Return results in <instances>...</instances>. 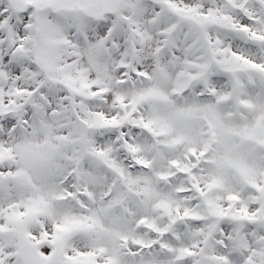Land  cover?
I'll list each match as a JSON object with an SVG mask.
<instances>
[{
  "label": "snow or ice",
  "instance_id": "obj_1",
  "mask_svg": "<svg viewBox=\"0 0 264 264\" xmlns=\"http://www.w3.org/2000/svg\"><path fill=\"white\" fill-rule=\"evenodd\" d=\"M0 264H264V0H0Z\"/></svg>",
  "mask_w": 264,
  "mask_h": 264
}]
</instances>
